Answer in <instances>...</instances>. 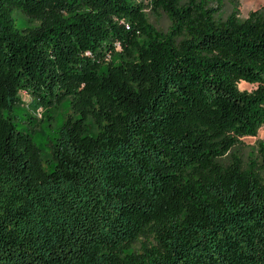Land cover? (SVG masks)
<instances>
[{
	"label": "trees",
	"instance_id": "obj_1",
	"mask_svg": "<svg viewBox=\"0 0 264 264\" xmlns=\"http://www.w3.org/2000/svg\"><path fill=\"white\" fill-rule=\"evenodd\" d=\"M229 4L0 0V264H264V8ZM21 94L72 104L49 156Z\"/></svg>",
	"mask_w": 264,
	"mask_h": 264
},
{
	"label": "rangeland",
	"instance_id": "obj_2",
	"mask_svg": "<svg viewBox=\"0 0 264 264\" xmlns=\"http://www.w3.org/2000/svg\"><path fill=\"white\" fill-rule=\"evenodd\" d=\"M240 4V18L242 20H245L250 12L264 8V0H240ZM230 11L231 6L229 0H225V7L221 17H226ZM147 16L150 23L164 32L170 26V20L163 13L156 16L150 14V11L147 10ZM16 17L18 18V27L20 29L29 28L33 24L20 13H16ZM239 88L242 91H252L256 87L243 82L239 84ZM21 97L22 104L16 109L19 127L31 133L35 143L42 149L45 155L49 156L52 144L60 129L63 127L67 117L73 115L72 104L70 100H68L61 106L45 109L43 107H37V104L33 102L32 98L28 95L21 94ZM261 143L264 144V126L259 130L256 137L243 138L238 150L245 160L255 158L257 157L259 145ZM138 249L139 245L137 244L131 251Z\"/></svg>",
	"mask_w": 264,
	"mask_h": 264
},
{
	"label": "bare ground",
	"instance_id": "obj_3",
	"mask_svg": "<svg viewBox=\"0 0 264 264\" xmlns=\"http://www.w3.org/2000/svg\"><path fill=\"white\" fill-rule=\"evenodd\" d=\"M247 84V83H246Z\"/></svg>",
	"mask_w": 264,
	"mask_h": 264
}]
</instances>
